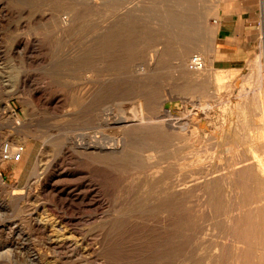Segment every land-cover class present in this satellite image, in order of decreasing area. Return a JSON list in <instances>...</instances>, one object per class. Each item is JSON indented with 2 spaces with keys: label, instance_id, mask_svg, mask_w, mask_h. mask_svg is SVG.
I'll return each instance as SVG.
<instances>
[{
  "label": "rangeland",
  "instance_id": "rangeland-1",
  "mask_svg": "<svg viewBox=\"0 0 264 264\" xmlns=\"http://www.w3.org/2000/svg\"><path fill=\"white\" fill-rule=\"evenodd\" d=\"M220 1L0 0V264H264V139L231 100L262 74V18L216 62ZM204 105L196 126L85 149L121 116Z\"/></svg>",
  "mask_w": 264,
  "mask_h": 264
},
{
  "label": "bare ground",
  "instance_id": "bare-ground-1",
  "mask_svg": "<svg viewBox=\"0 0 264 264\" xmlns=\"http://www.w3.org/2000/svg\"><path fill=\"white\" fill-rule=\"evenodd\" d=\"M261 15H262V19H263V21H262V31H263V46H264V12ZM70 19L69 18L61 19V25L67 27ZM103 29H104V26H103ZM104 30H106V29H104ZM152 51H154V54H155V50H152ZM151 57H150V59H151ZM152 59H153V57H152ZM152 59L150 60V62L152 61ZM197 59H198L197 56L194 57V61H195L194 63L197 66V69H195V70L199 71L200 69L203 68V65H202V62L198 61ZM260 66L262 67V74H260L259 77H258V84L257 85L254 86L253 83L252 84L250 83L247 86H241L238 89L239 91L237 90L238 91L237 93H235V94L229 93L228 94V95H230V94L233 95L231 100L233 99L235 101L234 107L239 109V110H237L238 111L237 112L238 113L237 117H239L240 115L242 116L241 121L238 120V123L241 122V126L239 127V131L242 130V129H245V128H250L252 131L249 132V135L252 137V140L254 139L253 141L255 143L257 142V140L264 139V64L260 63ZM148 68H150V65L148 66ZM228 88H229V86H228ZM228 91H230V88H229V90L227 89V92ZM227 96H225V98ZM228 98H229V96L227 97V99ZM160 111H161V114H156L154 116L145 117V118L144 117H137V116H135L133 114V112L130 115H128V117H126V118H123L122 116H121L122 118L121 117L117 118L116 119V123H117V126H116L117 137L115 138V143L109 144L106 147L107 144H103L102 142L99 143V141L96 144V141H95V144L86 145L85 149H89V150L92 149L94 151L97 150L98 153H99V151H108V152H112V153L115 152L116 153V151L120 150V147H122L123 140H125L124 137H127L126 134L128 132H130V131L138 130V129H142V128L143 129L144 128H149V127L152 128V126L154 127L156 124L159 125V126L161 125L164 129L169 130V131L170 130H175V129H178V128H182L183 126L184 127H186V126L190 127L191 125H195L196 126V124H198V121L200 119L211 117L212 116V112H213L211 105H204L202 108H200V111H198V113H196L194 110L190 109V110H188V112L183 117L177 118V120L172 123L171 122L172 120L170 121L169 118H168L170 116V112H168V110L163 109V108H161ZM231 121H233V120H231ZM104 122H105V120H104ZM234 123H235V120H234ZM231 125H233V124H230V126ZM205 128H207V127H205ZM237 128L238 127L235 125L234 130H238ZM183 130H184V128H183ZM188 130H190V129H188ZM252 148H253V152H255L258 149L255 146L252 147ZM118 153H120V152H118ZM259 162H262L261 158H260ZM58 165H59V163H58ZM260 166H261V172H262V170H264V167L262 166V164ZM83 181H84L83 179L79 180V182H77V185H81L83 183ZM87 195H88V190L83 191L80 195H78V197H80L81 199H85V197H87Z\"/></svg>",
  "mask_w": 264,
  "mask_h": 264
},
{
  "label": "crops",
  "instance_id": "crops-1",
  "mask_svg": "<svg viewBox=\"0 0 264 264\" xmlns=\"http://www.w3.org/2000/svg\"><path fill=\"white\" fill-rule=\"evenodd\" d=\"M263 10L264 0L220 1L212 19L216 30V62L232 60L235 54L236 57H244L243 52L251 51L254 45L252 26L258 16L262 18Z\"/></svg>",
  "mask_w": 264,
  "mask_h": 264
},
{
  "label": "built area",
  "instance_id": "built-area-1",
  "mask_svg": "<svg viewBox=\"0 0 264 264\" xmlns=\"http://www.w3.org/2000/svg\"><path fill=\"white\" fill-rule=\"evenodd\" d=\"M197 60L200 61V58L198 57ZM22 153H23V146H17L14 149L10 148L9 146H6L3 149L4 158L13 160V161L19 160L22 156Z\"/></svg>",
  "mask_w": 264,
  "mask_h": 264
}]
</instances>
